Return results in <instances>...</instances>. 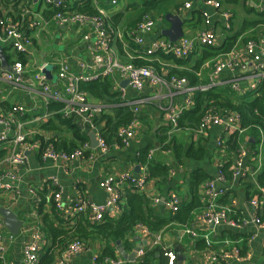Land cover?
<instances>
[{
	"label": "crops",
	"instance_id": "crops-1",
	"mask_svg": "<svg viewBox=\"0 0 264 264\" xmlns=\"http://www.w3.org/2000/svg\"><path fill=\"white\" fill-rule=\"evenodd\" d=\"M63 1H69L70 4L71 0H61V2ZM111 1L96 0L95 2L93 0L95 7L104 13L107 20L113 15L120 13L119 21L116 23L117 27L109 36L108 45L113 54L121 62H128L140 56V58L143 56L148 61L156 59L151 55L145 54L143 46L136 44L133 36L127 32L129 27H131L130 24L135 23L142 13L143 5L141 0H116L115 4H111ZM215 1L220 3L219 7L207 4L205 0H162L156 10L146 12L153 18L155 26L150 34L144 35L145 41L152 42L157 38L164 37L161 32L169 27V23L158 27L154 16L157 15L159 19L164 20L166 13H173L184 20L182 24L184 36H193L203 27L212 28L216 34L214 45H221L227 37L241 31L230 51H234L245 62V42L249 39H257L264 36V23L249 24L243 30L242 27L247 19L249 21L258 20L255 19L256 16L253 13H247V11H251V7L255 10H261L264 6V0ZM36 2L31 0V5L24 9L35 12L33 16L32 14L24 16L23 11L19 18V24L23 32L32 40L22 54L26 57V62L23 63L25 68L23 80L18 85L0 80V109L3 112H7L11 104L16 102L24 103L27 112L19 118L25 122L24 129L27 139L39 144L37 139L34 140L33 135L38 132L41 122L38 118L49 112L50 98L42 93L40 86L34 79V75L39 70V67L46 63V67L51 68L53 76L52 80L47 79V83L52 88L57 89L65 85V80L60 79L57 74L60 63L67 64L70 70L75 73L81 72L84 75L94 73V70L89 68L92 62V52L89 45L93 42L94 34L92 32V23L63 25L59 24L53 17L47 19L43 14L45 9H34ZM185 3H189V6L185 7ZM11 5L5 6L0 3V15H7L11 10ZM17 9H19V6H17ZM161 10L164 13L160 12ZM225 15L228 16L227 21L225 20ZM32 17L37 22L35 26L31 25ZM225 23H227V27ZM85 35L89 36V38L85 39ZM243 38L248 39L244 42L242 41ZM0 47V55L4 56L5 64L8 67L12 62L17 61L15 54L18 53L12 51L8 42L0 39ZM141 51L142 55H140L141 53L138 54ZM8 57H10V60H8ZM192 58V61H189L190 64L196 57L193 56ZM81 64H84L85 67L80 68L79 65ZM159 65L160 74L164 77L167 76L166 74L170 70L182 71L190 70L191 68L188 64H175L172 61H162L159 62ZM206 68L205 65L199 73L197 72L199 79L206 82V85L197 86L199 87L198 89L208 87L210 82L211 70ZM4 69L6 68L3 67L0 58V72ZM248 73V69L224 70L214 79V81H219V83L214 85L225 84L230 87L231 82L237 79L240 85L243 86L250 82L247 76ZM109 76L112 88L119 92L120 101L118 100V104L123 101L124 105L131 107L135 101L140 100L136 113L138 119L137 131L128 142V145L119 148L113 142L109 150L104 154L99 152L97 146L91 149L89 134L94 130L84 126L81 117L72 115L70 116L71 122L76 124L87 137L85 142H87L89 150L85 151L86 154L79 159L56 164L41 158L42 151H40L39 145L32 148L26 153V165L14 168L19 177L15 191L12 193L0 191V207L14 211L23 227L30 224L40 227L42 219L46 217L53 221L55 227L67 228L74 224L75 221L69 219L68 222H59L55 212L57 209L53 210L49 201L45 200L41 203V206L34 205L33 202L31 204L28 187H32L42 197L50 195L52 191L58 192L64 206L70 205L72 201L80 197L87 202L103 204L107 198V193L99 186V182L106 176L113 175L119 180L121 174L129 173L133 176L145 175L146 178L145 167L138 164L137 153L141 149H147L149 159L155 163H163L169 168L167 175L156 177L155 179H146L143 193L148 199V205L150 206H154L155 198L160 200L158 207L163 206L162 200L172 193H175L180 198V203L188 199V174L195 169H202L209 178L199 188L198 194L201 206L191 212L186 223L175 221L170 223L164 230L153 232L154 234L160 233L159 245L153 246V237L144 235L138 228L111 243L115 255L122 260L121 264H141V256L144 252L151 249H155V251L145 258L144 264H166L167 257L162 254V247L174 252L176 256L174 264H214L209 260V253L212 250H231L234 246L238 248L244 247L246 254L241 261H232V264H264V228H258L252 222L254 208L250 204L252 196L249 198L252 190L248 188L249 184L254 185L256 189L258 188L256 176L264 165L263 140H259V143L257 142L255 145L254 149L257 150V153L254 156L252 155L253 151H250L252 148L249 146L254 141L252 134L245 129L238 134V151L240 149L245 152L242 160L243 168L241 169L243 174L233 180H226L223 183L226 189L225 193L216 200L218 207L228 205L231 207V216L240 220L241 225L239 228H230L222 224L215 226L205 222L201 218L202 213L206 210L205 183L208 180L215 179L218 160L223 163L230 161L231 165H233L238 157V152L233 154L231 151H226V147L224 149L215 147L214 142L220 132V128L217 126L210 127L205 134H194V131L189 129L169 128L170 122L167 119V108L170 105L176 107L183 105L185 97L183 91L172 90V95H170L168 88H155L147 85L136 91L132 90L128 85H124V80L119 79L116 74ZM122 93L124 96L121 98ZM88 100L95 105H102L103 109L108 108L109 105L98 101L94 102L89 97ZM63 128L65 127L63 126ZM30 131H32V134H30ZM41 133L44 137L49 136L45 132ZM164 135H167L166 138L168 139L174 137L177 144L184 146L193 145L194 148L201 146L204 148L203 156L200 158L181 157V160L178 161L171 150L161 147L160 142ZM4 147H6L5 144H0V149H4ZM136 165L139 166L138 174L134 171ZM53 178H55L56 185H52L51 181ZM128 187L129 185L126 182L119 183L120 202L122 203L125 198V190ZM12 195L15 196V199L11 198ZM156 207L154 206V208ZM60 213L62 214V212ZM107 213L109 217L114 216L112 215V210L108 209ZM61 214L59 215L61 216ZM43 233L45 235V246L40 250L36 264H40L46 249L51 246V241L44 231ZM10 235L11 237L6 236L7 251L5 259L7 263L20 264L22 245L28 237V231L21 232L19 230L16 235L11 233ZM117 241H119V244L116 243ZM136 245L141 248L135 260L128 261L125 256H130ZM63 247L65 248V246ZM63 247L57 244L54 246L52 251L53 261L50 264H53L61 255ZM120 248L125 256L121 255ZM100 249L101 242L97 239H91L86 244L85 250L71 256L70 261L72 264H98L92 258L100 254ZM140 251H142L141 255H139Z\"/></svg>",
	"mask_w": 264,
	"mask_h": 264
},
{
	"label": "built area",
	"instance_id": "built-area-1",
	"mask_svg": "<svg viewBox=\"0 0 264 264\" xmlns=\"http://www.w3.org/2000/svg\"><path fill=\"white\" fill-rule=\"evenodd\" d=\"M12 1V0H8ZM96 2V0H94ZM207 4H213L214 7H219V2L215 0H205ZM46 6L53 5L59 6L62 2L59 0L54 3L52 0H44ZM116 0H112L111 4H115ZM189 3H185V7H188ZM97 16H88L77 12H56L53 18L59 24H74L82 25L86 22L93 24L92 32L94 39L89 48L92 52V62L89 68L94 70V73L84 75L83 73H75L70 70L69 66L65 63H60L58 69V76L60 79L65 80V85L62 88L54 89L47 83V78L41 73L42 69L46 67L44 63L34 75V79L41 88L42 93L48 98L62 102V113L65 116L76 115L81 117L82 124L88 128L94 130L95 139L97 141V148L100 153L104 154L109 150L108 144L105 142L102 136L99 126L95 124V118L98 117L103 106L90 103L87 94L80 89L79 82L81 80L88 81L96 79L102 75L116 74L119 79L127 80V85L132 89L139 91L144 86H150L155 88H168L170 95L172 90L183 91L185 94L184 103L181 107L168 106L167 119L170 122L171 129H176L177 118L181 111L185 108H189L193 105V92L199 87L187 86L186 79L184 77H177L171 75L164 77L155 71L151 65L147 66H135L130 62L124 63L118 60L109 48V36L113 33V30L105 19V15L101 10H98ZM35 12L25 10L24 16L29 14L34 15ZM228 16L225 15L227 21ZM36 21L32 17V26L36 25ZM155 22L149 14H144L141 20L135 25V27L129 32L136 44L143 46L144 53L151 55L156 52H160L166 55H172L178 58L187 57L196 46H210L214 45L216 41L215 31L210 27H203L198 30L193 36H182L176 41H169L167 38L161 37L153 40L152 42H146L144 35L150 34L154 29ZM227 27V23H225ZM0 25L2 26V33L0 39L9 43L12 51L23 54L26 47L32 42L31 38L27 36L22 27L19 24V20H13L10 17L3 15L0 17ZM85 39L89 36L85 35ZM244 52L246 55V61L243 62L239 56L230 51L223 54L219 58L213 60V65L210 74V82L208 86L219 83L215 80L224 70H247L249 71L248 77L250 82L243 86L240 85L237 79L233 80L230 87L238 94L255 90L264 77V36L257 39H249L245 42ZM80 68H84L85 65H79ZM25 74V68L19 61L12 62L8 68L0 72V80L18 85L22 82ZM201 89H204L201 87ZM121 94V98L123 97ZM122 101L118 105H124ZM140 100L135 101L131 107L133 110V119L125 125H121L117 129V136L121 138L123 146L128 145V142L134 137L137 131V111ZM27 108L24 103H13L10 105V109L7 112H3L0 109V144H5V154L0 157V191L14 192L17 182L18 174L15 167H22L26 165L27 156L26 153L32 148L38 146L36 142L27 139V134L24 129L25 122L20 120L19 117L26 114ZM49 114L38 118L40 121H45ZM239 116L233 111H220L214 110V108L207 109L202 115L198 126L194 131V134H205V132L212 126L220 128V132L215 139L214 145L216 148L224 149L225 140L227 137L237 131L238 134L244 129L240 128ZM32 134V131H30ZM260 141L263 140L262 133L260 134ZM89 150L87 142H84L81 146L74 148L72 151H58L51 147H46L41 152V158L51 161L52 163H66L72 160H76L85 155V151ZM238 157L234 161L232 167V180L242 175L241 169L243 168V156L244 150L238 151ZM224 163L218 160L216 163V177L214 180H208L205 183L204 193L206 196V210L202 213L201 218L208 223L215 226L225 225L230 228H239L241 225L240 220L231 216V207L216 205V200L225 193L223 183L226 181L220 168ZM52 185H56L55 178L52 179ZM126 182L135 186L140 192H144V185L146 182L145 175L133 176L129 173H123L119 176V180L113 175H108L99 182V186L107 193V198L103 204H95L92 202L84 201L81 197L75 199L68 206H64L60 200V194L58 192H51L50 198L54 204V207L62 212L66 217H71L75 214L88 212L89 218L94 221L102 219L104 213L109 209L112 210V215H116L120 211L119 202L121 199V193L119 190V183ZM30 195V202L34 205H38L42 201L40 195L28 187ZM48 196L46 201H49ZM11 198L15 199L12 195ZM48 198V200H47ZM155 203H159L158 198L154 199ZM163 204L174 210L180 203V198L174 193L170 194L166 199L162 200ZM251 206L254 208V214L252 222L258 228H264V189L259 188V193L253 196L250 200ZM21 225V232L28 231V237L24 241L21 250V263L20 264H36L39 259V252L45 246V235L40 227L30 225ZM136 228L140 229L146 236L151 235L153 237L152 245L156 246L160 244V233L152 234L149 230L138 225ZM6 236L11 237L10 233L6 230L2 218L0 216V264L7 263L5 256L7 251ZM208 246V243H207ZM86 243L79 239H74L68 243L61 255L55 260L53 264H72L70 257L79 254L85 250ZM142 251L139 252V255ZM162 254L167 257L166 264H174L176 256L174 252L168 250L166 247H162ZM243 256L240 255L239 248L234 246L231 250H212L209 253V260L214 264H232V261H241ZM93 261L96 262V257L93 256ZM120 258L104 257V259L98 264H121Z\"/></svg>",
	"mask_w": 264,
	"mask_h": 264
},
{
	"label": "trees",
	"instance_id": "trees-1",
	"mask_svg": "<svg viewBox=\"0 0 264 264\" xmlns=\"http://www.w3.org/2000/svg\"><path fill=\"white\" fill-rule=\"evenodd\" d=\"M162 0H141L143 10L140 17L135 23L130 24L127 32H130L135 25L141 20L142 16L150 10H156L159 7ZM5 6L11 5L10 12L5 15L13 20H20L21 13L25 11L31 5V0H0ZM19 6V9H17ZM251 11L247 13H253L256 16L255 19L245 21L242 30L248 27L249 24L255 25L258 23H264V6L261 10H255L250 8ZM77 12L88 16H97L98 11L94 5L93 0H71L63 1L59 6L48 5L43 14L44 17L50 19L56 12ZM148 14V13H147ZM195 14V13H194ZM3 17V15H0ZM120 13L113 15L110 19L105 21L110 24L113 32L116 29V23H118ZM184 22V20H183ZM2 26L0 25V34L2 33ZM241 31L233 33L227 37L221 45L210 46H196L195 49L185 58H178L172 55H166L160 52L151 54L152 61H148L143 58H135L129 60L135 66H147L151 65L155 71L160 74L159 62L172 61L175 64H188L191 66L190 70H170L166 75L177 77H184L187 82V86H200L206 85L204 80L201 81L197 76V72L206 65V69H212L213 60L222 54L227 53L235 45L238 36ZM248 39V38H247ZM243 38L242 41H246ZM136 46V45H135ZM134 47V46H133ZM141 53V54H140ZM138 54L142 55V51ZM17 61L20 63L26 62V57L22 54H15ZM196 57L192 64V57ZM19 59V60H18ZM10 60V57H8ZM127 63V62H124ZM79 87L83 90L90 100L94 102H100L108 105V108L102 110L101 114L95 118V124L99 126V130L104 137L105 142L109 148L114 142L119 148L123 147L121 138L117 136V129L121 125L128 124L133 119V110L129 105H118L119 92L112 88L111 78L109 75L98 76L96 79L79 82ZM193 105L189 108H185L179 114L177 118L176 129H189L194 130L197 128L198 123L202 115L207 109L214 108V110L233 111L236 112L240 120V128L248 130L252 134L254 139L253 143L249 146L253 151L252 155H256L255 145L259 143L261 133L263 135L264 142V77L260 80L257 88L245 92L243 94H236L228 85H211L204 89H195L193 92ZM49 116L45 121H41L38 127V132L33 135L34 140L39 142L40 151H43L46 147H51L58 151H72L74 148L79 147L83 142L87 140V137L81 132L80 128L71 122V117L65 116L62 113L63 103L50 99L49 102ZM63 126L65 128H63ZM171 128V125L169 126ZM168 129V128H167ZM170 130V129H169ZM166 131V130H164ZM41 132L49 134L48 137L42 136ZM51 134V136H50ZM259 134V136H258ZM167 135L161 138V147L169 149L173 152L175 158L179 161L181 157L196 158L202 157L204 154V148L199 146L194 148L193 145L184 146L177 144L174 137L166 138ZM167 141V142H166ZM33 142V141H32ZM226 151H231L233 154L238 152V132L231 133L225 140ZM254 149V150H253ZM5 154L4 149H0V157ZM137 161L140 166L145 167L146 178L151 179L167 175L168 167L163 163H155L148 158L147 149H141L137 153ZM232 167L230 161L225 162L220 170L226 180H231ZM208 175L202 169H195L188 174L189 186L187 188L188 199L179 203L174 210L167 208L164 204L158 207V203L153 202L154 206L148 205V199L143 192H140L134 185L128 184L129 187L125 190V198L122 202H119L120 211L115 216H108L107 211L99 221H94L89 218L88 212L75 214L71 217L62 215L59 211L55 210L52 199L49 196V202L52 204V209L57 213L59 222H68L69 219H73L75 222L67 228L55 227L53 221L44 217L41 222L40 228L45 232L48 239L51 241L40 264H50L53 261V249L57 244L58 246H67L69 242L74 239H79L88 244L91 239H97L101 242L100 254L96 256V263L101 262L104 257L117 258L114 253L111 243L116 239H121L126 233L134 231L136 226L142 225L146 227L149 232H160L164 230L172 222L186 223L190 217L191 212L201 206L199 198L200 185L208 179ZM256 189L254 185L249 184L248 188L252 191L249 194V198L258 195L259 188L264 189V165L260 172L256 176ZM42 201L38 206H41L45 200L46 195L40 196ZM121 200V199H120ZM61 214V216L59 215ZM59 215V216H58ZM75 216V217H74ZM74 217V218H73ZM64 248V247H63ZM65 249V248H64ZM63 249V250H64ZM155 249L147 250L141 256V264L145 263V258L152 254ZM240 255L246 254L244 247L239 248Z\"/></svg>",
	"mask_w": 264,
	"mask_h": 264
},
{
	"label": "water",
	"instance_id": "water-1",
	"mask_svg": "<svg viewBox=\"0 0 264 264\" xmlns=\"http://www.w3.org/2000/svg\"><path fill=\"white\" fill-rule=\"evenodd\" d=\"M33 1L36 2V0H33ZM52 1L54 3H56L59 0H52ZM164 18L169 23V27L166 29H163L161 32V35L166 37L169 41H176L180 37H182L183 36V31H182L183 19L179 15L173 14V13H166L164 15ZM0 49H1V47H0ZM0 58H1V62H2L3 67L8 68V66L5 64L4 56L0 55ZM41 73L48 80L53 79L50 67H45L44 69H42ZM123 83H124V85H127V80H124ZM89 137H90V143H91L90 148L93 149L97 146V141L95 139V132L94 131L91 132V134H89ZM134 171L137 174L139 173V166L138 165L135 166ZM0 216L2 218V222H3L6 230L11 234L16 235L20 230L21 223L18 220L14 211H12L11 209L5 208V207H0ZM116 243L119 244V241H117ZM140 248L141 247L139 245H136L130 256H125V254L121 248L119 249V251H120L121 255L125 256L128 261H134L138 251L140 250Z\"/></svg>",
	"mask_w": 264,
	"mask_h": 264
},
{
	"label": "rangeland",
	"instance_id": "rangeland-1",
	"mask_svg": "<svg viewBox=\"0 0 264 264\" xmlns=\"http://www.w3.org/2000/svg\"><path fill=\"white\" fill-rule=\"evenodd\" d=\"M164 5H166V4H164ZM46 8V4L44 3V0H38L35 4H34V9L35 10H37V9H39V10H44ZM160 12H162V13H164V11L163 10H161ZM154 19H156L157 21H156V25L158 26V27H161L163 24L164 25H167V21L164 19H159V17L157 16V15H155L154 16ZM264 147V146H263Z\"/></svg>",
	"mask_w": 264,
	"mask_h": 264
}]
</instances>
